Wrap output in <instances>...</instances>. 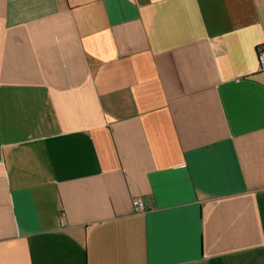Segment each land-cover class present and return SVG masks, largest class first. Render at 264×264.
Masks as SVG:
<instances>
[{
    "label": "crops",
    "instance_id": "obj_1",
    "mask_svg": "<svg viewBox=\"0 0 264 264\" xmlns=\"http://www.w3.org/2000/svg\"><path fill=\"white\" fill-rule=\"evenodd\" d=\"M259 47L264 0H0V264H264Z\"/></svg>",
    "mask_w": 264,
    "mask_h": 264
},
{
    "label": "built area",
    "instance_id": "obj_2",
    "mask_svg": "<svg viewBox=\"0 0 264 264\" xmlns=\"http://www.w3.org/2000/svg\"><path fill=\"white\" fill-rule=\"evenodd\" d=\"M257 59L261 69H264V49L260 47L257 49ZM132 205L134 210L138 212H142L147 208L146 205L139 198H134L132 200Z\"/></svg>",
    "mask_w": 264,
    "mask_h": 264
}]
</instances>
